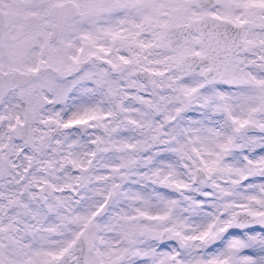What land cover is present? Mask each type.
Masks as SVG:
<instances>
[{
  "label": "snow or ice",
  "instance_id": "snow-or-ice-1",
  "mask_svg": "<svg viewBox=\"0 0 264 264\" xmlns=\"http://www.w3.org/2000/svg\"><path fill=\"white\" fill-rule=\"evenodd\" d=\"M0 264H264V0H0Z\"/></svg>",
  "mask_w": 264,
  "mask_h": 264
}]
</instances>
